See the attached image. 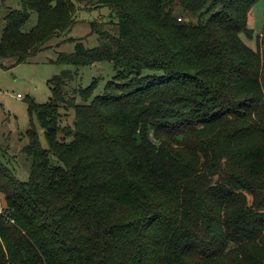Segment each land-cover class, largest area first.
I'll return each mask as SVG.
<instances>
[{
    "label": "trees",
    "instance_id": "trees-1",
    "mask_svg": "<svg viewBox=\"0 0 264 264\" xmlns=\"http://www.w3.org/2000/svg\"><path fill=\"white\" fill-rule=\"evenodd\" d=\"M7 1L0 56L18 63L70 32L81 4L117 22L57 59L111 63L101 92L65 70L49 102L30 100L49 148L26 129L28 179L0 157L15 219L0 217V264H264V52L243 39L259 0H21L3 24Z\"/></svg>",
    "mask_w": 264,
    "mask_h": 264
},
{
    "label": "rangeland",
    "instance_id": "rangeland-1",
    "mask_svg": "<svg viewBox=\"0 0 264 264\" xmlns=\"http://www.w3.org/2000/svg\"><path fill=\"white\" fill-rule=\"evenodd\" d=\"M7 8L2 10L4 16L11 9L22 8L21 0H8ZM249 27L254 30L252 39L243 35L247 44L264 52V0H259L249 12ZM117 22L112 9L108 6L92 7L81 4L76 12V23L70 32L55 37L48 43V48L32 57L27 62L18 63L15 58L0 56V157L5 166L20 179H28L31 171V159L22 152L28 143L26 129L32 124L39 134L44 148H49L45 131L38 121L35 112H30L29 103L34 99L38 103L49 102L52 96L48 81L65 70L77 73L75 84L87 87L94 78L101 79L98 92H101L109 79L114 75L111 63H98L93 66L77 67L72 64L57 63L60 53L75 51L78 41H83L89 48L99 44V35L93 32L92 23L101 28H112ZM37 23L36 12L32 13L26 28ZM79 76V78H78ZM75 84L67 87L68 90ZM74 85V86H73ZM20 94V96H18ZM62 124L71 123L74 119L73 110H64ZM53 164L60 163L55 155H51ZM0 205L5 207L4 195L0 192Z\"/></svg>",
    "mask_w": 264,
    "mask_h": 264
},
{
    "label": "built area",
    "instance_id": "built-area-1",
    "mask_svg": "<svg viewBox=\"0 0 264 264\" xmlns=\"http://www.w3.org/2000/svg\"><path fill=\"white\" fill-rule=\"evenodd\" d=\"M18 96H20V94ZM0 217L3 220H5V221L11 222V223H15V219L11 218L10 217V213L6 211V206L5 207H2L0 205Z\"/></svg>",
    "mask_w": 264,
    "mask_h": 264
},
{
    "label": "crops",
    "instance_id": "crops-1",
    "mask_svg": "<svg viewBox=\"0 0 264 264\" xmlns=\"http://www.w3.org/2000/svg\"><path fill=\"white\" fill-rule=\"evenodd\" d=\"M252 8H253V7H252ZM252 8H251V9H252ZM250 11H251V10H250ZM249 22H250V20H249Z\"/></svg>",
    "mask_w": 264,
    "mask_h": 264
},
{
    "label": "water",
    "instance_id": "water-1",
    "mask_svg": "<svg viewBox=\"0 0 264 264\" xmlns=\"http://www.w3.org/2000/svg\"><path fill=\"white\" fill-rule=\"evenodd\" d=\"M114 16H115V13H114Z\"/></svg>",
    "mask_w": 264,
    "mask_h": 264
}]
</instances>
